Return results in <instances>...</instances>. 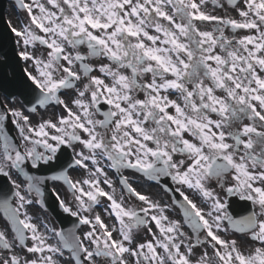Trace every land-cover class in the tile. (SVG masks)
Wrapping results in <instances>:
<instances>
[{
  "label": "snow or ice",
  "instance_id": "obj_1",
  "mask_svg": "<svg viewBox=\"0 0 264 264\" xmlns=\"http://www.w3.org/2000/svg\"><path fill=\"white\" fill-rule=\"evenodd\" d=\"M18 2L29 13L30 22L11 31L19 38L16 43L26 49L18 55L25 61L32 60L37 69L36 75L25 70L38 90L30 110L35 112L38 106L56 103L64 107L67 115L33 127L29 117L18 109L3 105L0 111L3 137L0 175L12 185L10 193L0 187V207L15 234V240L10 241L5 231L0 230V249L10 253L0 259V264H59L56 257H63L65 250L74 264H98L101 260L127 264L126 253L135 258V264H212L213 257L216 264H264V0H243L244 7L238 9L239 20L206 13L202 6L207 0ZM236 3L237 0H229L234 7ZM207 21L215 22L212 31L197 27V22ZM150 28L156 34H151ZM225 28L249 30L252 34L229 39L224 34ZM37 43L49 49L46 59L27 50ZM82 46L88 49L86 55L78 51ZM217 48L221 51L217 52ZM100 56L110 61L100 64L98 70L111 78V83L91 75L96 69L87 61ZM76 64L80 66L79 72L73 70ZM57 72L61 73L59 77ZM81 73L88 83L77 90V98L72 101L77 111H73L59 93L75 88ZM146 74L151 75L149 83L141 80ZM217 90L225 95H216ZM140 91L145 93L144 99L136 98L135 93ZM169 91L178 93L182 102L170 99ZM86 94L88 100L84 99ZM102 103L110 107L102 110ZM169 108L174 111L170 113ZM97 114L104 118L95 119ZM211 114L219 118L212 119ZM9 115L16 118L22 139L30 147L20 148L11 142L4 127ZM245 119L250 123L244 124ZM149 122L154 126L145 127ZM185 133L193 140L185 138ZM74 143L82 145L88 154L76 152ZM62 147L72 149L74 156L60 165L59 171L51 176L26 171V167L39 170L53 165ZM176 154L184 159L174 160ZM101 158L117 171L134 169L151 180L170 177L210 201L206 210L179 187L175 189L182 197L177 203L193 235L188 236L182 230L180 221H169L163 214L165 207L137 191L127 177L121 175V184L145 207H125L123 195L118 200L114 190L100 187L98 177L103 175L104 183L112 188L107 173L99 166ZM86 161L95 166L92 172L95 178L71 180L67 169L88 168ZM10 168L23 173L27 190L35 191L41 204L44 203L41 185L45 181L67 183L76 193L78 210L74 211L58 193L56 196L64 212L77 217L79 224L90 225L84 239L73 230L78 225H73L68 230L51 229L59 243H48V237L39 232L28 215L26 205L32 200L11 179ZM213 180L226 194L251 202L259 211L254 207L244 214L233 215L228 202L207 186ZM85 184L89 187L87 191ZM100 197L110 202L105 212L114 215L119 227L110 228L99 214L92 218L81 214L97 205ZM13 198L17 201L15 205ZM152 222L160 235L157 237L153 232L154 240L131 248L133 229L148 227ZM229 227L250 234L260 246L245 253L236 240H226L219 234ZM148 230L151 232V227ZM114 232L118 238L113 236ZM29 239L33 241L31 246L27 244ZM17 243L28 253L38 254L36 258L17 255L14 251ZM204 243L211 246L212 257L204 250L194 262L190 258L193 249Z\"/></svg>",
  "mask_w": 264,
  "mask_h": 264
},
{
  "label": "flooded vegetation",
  "instance_id": "obj_2",
  "mask_svg": "<svg viewBox=\"0 0 264 264\" xmlns=\"http://www.w3.org/2000/svg\"><path fill=\"white\" fill-rule=\"evenodd\" d=\"M151 34H156L154 29H148ZM23 47V45H22ZM24 48V47H23ZM47 52L44 51L42 52L43 59L47 58ZM88 49L84 47L83 53L87 54ZM92 62V58L89 59ZM93 63V62H92ZM28 67H30V61H28L27 64ZM121 71L125 72V74L130 75V71L127 69H122ZM82 74V73H81ZM91 75L94 76V73ZM83 76V74H82ZM171 78V77H169ZM105 82L106 83H111V78L104 76ZM142 82L144 83H149L151 82V75L146 74L141 78ZM88 83V78L83 76L82 82L76 85L74 91H68L65 90L59 97L64 100L69 107L73 109V111H77V108L74 104H72V101L77 98V90H82L83 85ZM191 87V85H189ZM169 95L170 99H172L175 94L172 91H169L167 93ZM136 98L138 99H144L145 98V93L143 91L135 93ZM85 100L89 99L88 94L85 95L84 97ZM0 101L3 102V104H0V111H3V105H7L9 109H18L23 112L24 115L29 117V121L32 124L33 127L37 126L39 123L45 120H52L53 122H56L60 116H66L67 112L64 109L62 105L57 104L55 108H46L45 110H41V114L39 116H33L32 112L25 106L24 101L19 97H14L13 99H10L8 95L3 94L2 98ZM182 102V101H181ZM169 112H173V109L169 108ZM95 119H103V117L99 114H97ZM16 118L9 115L8 120L4 122V127L6 128V131L10 137V140L12 143H14L17 147L20 148H26L30 147V144H26L25 141L22 139V136L20 134L19 128L17 124L15 123ZM20 124L23 125V121H20ZM154 125L149 122L148 124L145 125L147 128H151ZM80 134L84 137L87 138V134L83 133L82 131ZM185 138L189 140H193V137L187 133H185ZM195 142V141H194ZM230 143L232 141H229ZM151 146V145H150ZM74 148L76 152L84 151L85 155L88 154L87 149H84L82 145L79 143H74ZM43 151V149H40ZM174 160H180L184 159L183 156L176 154L173 157ZM3 160V137L0 136V161ZM85 163L88 164V168H84L79 166L77 169H71L69 174L70 177L73 181H84L88 179H94L95 177L92 176V172L95 171V166L92 165L90 161H86ZM100 167L104 169V172L107 173V179L112 182V188H109L107 184L104 183V187L106 188V191H113L115 197L119 200L121 195H123V203L125 207H130V208H142L145 207L146 205L144 203H141L139 200H137L134 196L129 194L126 189L124 188L122 191H119L116 186L118 184V181L116 178L109 172V162L106 159H100ZM27 169H31L30 167H26ZM10 172V176L12 180H15L17 184H19L20 191L26 195V191L24 190V186H26L27 181L26 178L23 176V173H20L17 169L15 168H10L8 169ZM122 174L127 177L128 181L136 188L137 191L141 192L144 195H147L151 200L159 203L162 207H165L164 215L168 217L169 221H180L182 225V230L186 234H193L191 228L185 223V220L183 218V215L181 213V210L179 207L176 205L175 202V196L172 190L175 188L179 187L182 192L186 193L191 199H193L198 206L203 207V208H208L209 205L207 203L202 202V199L205 200V198L196 190L193 189H188L186 186H180L176 182H174L170 177H163L160 180H158L157 184H151L150 183V178L145 176L143 173L134 170V169H122L120 170ZM100 183L104 182L105 176L100 175L99 177ZM228 182L231 183V177L228 178ZM52 186L54 190L60 194L62 199L73 208L74 211L78 210V202L74 199V196L76 193L73 191H70L69 188L65 186L64 183L60 181H55L52 183ZM85 190H89L88 185H83ZM171 187V191H169L168 187ZM209 188L213 189L220 197L222 200H226L229 196V194H226L224 189L220 188L219 185L216 183V181H210L207 185ZM227 186V185H226ZM87 200V198H85ZM210 202V201H209ZM252 204V203H251ZM253 205V204H252ZM254 206V205H253ZM255 207V206H254ZM89 212V211H88ZM88 212H81L82 215H87ZM92 213V210H90ZM102 215H104L103 210H101ZM158 214V213H157ZM105 217V215H104ZM41 218L43 219L41 221L43 233L46 234L47 236H50L47 240L48 243L50 244H56L54 241L55 239L52 237L53 233L51 229H56L57 231L59 230L58 223L53 220V218L47 213L43 212ZM148 227H151V232H149ZM148 227L145 226H140L137 228L133 229V234L137 235H142L145 234L147 235L146 238L140 237L138 239L139 243H145L148 240H151L149 237L150 233L155 232L157 236L160 235L159 229L155 225L154 222H152ZM90 230V227L86 228V232ZM203 232H201L200 235H202ZM45 235V236H46ZM85 242L88 243V241L85 239ZM158 252H162L161 249H157ZM33 259V258H30ZM56 259L59 261V264L62 263L63 259L60 258L59 256L56 257ZM67 259L70 261L69 264H74L73 260L70 258V254L67 253ZM100 264H108V261L102 260L100 261Z\"/></svg>",
  "mask_w": 264,
  "mask_h": 264
},
{
  "label": "rangeland",
  "instance_id": "obj_3",
  "mask_svg": "<svg viewBox=\"0 0 264 264\" xmlns=\"http://www.w3.org/2000/svg\"><path fill=\"white\" fill-rule=\"evenodd\" d=\"M47 6V5H46ZM204 6H205V8H207L208 9V6H211V5H209V3L208 2H206L205 4H204ZM244 7V4H243V2H241V3H239V5L238 6H236V7H232L234 10H235V12H236V16L238 17V19H241V17L238 15V9L239 8H243ZM229 11V13H231V11L229 10V8H227V7H224L223 8V14H225L226 12H228ZM208 27H212V26H208ZM205 30H207V31H212V29H210V28H205ZM216 33H214V35H215ZM224 34H225V36L226 37H228V38H230V37H233V36H235L237 39H239L240 37H242V36H244V35H249V34H252L249 30H243V31H239V33H232V32H230L229 31V29L228 28H225L224 29ZM218 50H220V49H218ZM221 51V50H220ZM221 54H223V53H221ZM212 119H215V118H213V117H211ZM29 209V211H30V214H28L29 216H31L32 217V219H33V222L35 223V224H38V221H39V215H38V213L35 211L36 210V208H34V207H32V208H28ZM8 235H9V239L11 240V236H10V234L8 233ZM188 242V241H187ZM186 242V243H187ZM239 244H240V249L242 250V251H244L245 253H247V250H251V249H253L254 247H258V246H260L259 245V242H257V241H255V245L253 246V241L249 238L248 240H241L240 242H239ZM197 250H199V251H197ZM195 252H194V250H193V252H194V255H195V257H199L200 258V256H201V254H202V252L204 251V250H207L208 251V254H209V256L210 257H212V248L210 247V245H204V246H202L200 249H197ZM14 251H15V253L17 254V252H16V248L14 249ZM10 254V253H9ZM192 257V256H191ZM190 257V258H191ZM198 258V259H199ZM194 262L196 261L195 259H193V258H191ZM197 259V260H198ZM212 264H216V261H215V258L213 257V261H212Z\"/></svg>",
  "mask_w": 264,
  "mask_h": 264
},
{
  "label": "bare ground",
  "instance_id": "obj_4",
  "mask_svg": "<svg viewBox=\"0 0 264 264\" xmlns=\"http://www.w3.org/2000/svg\"><path fill=\"white\" fill-rule=\"evenodd\" d=\"M38 229H39V232H40V233H43V229H42V228L39 227ZM43 234H44V233H43ZM44 235H46V234H44ZM46 237L49 238L50 236H47V235H46Z\"/></svg>",
  "mask_w": 264,
  "mask_h": 264
}]
</instances>
